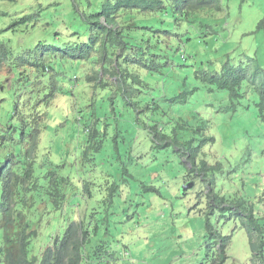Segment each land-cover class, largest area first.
I'll return each mask as SVG.
<instances>
[{
    "label": "rangeland",
    "instance_id": "obj_1",
    "mask_svg": "<svg viewBox=\"0 0 264 264\" xmlns=\"http://www.w3.org/2000/svg\"><path fill=\"white\" fill-rule=\"evenodd\" d=\"M193 1L186 0L187 7ZM208 1L215 5L197 10L180 6L149 15L134 10L125 23L120 19L119 26L124 23L122 31L133 37V43L150 45L152 58L162 67L148 78L141 73L147 86L138 100L139 115L133 107H125L112 84H108V90L90 88L95 90L94 96L88 97L95 119L76 109L74 104L82 103L78 98L73 103L61 100L52 105L50 113L55 107L62 112L59 121L63 132H43L33 158L35 174L46 182L45 195L51 198H44L47 210L41 222L31 224L38 230L31 249L39 259L56 236H63L67 224L85 213L92 225L98 226V233L91 235L84 246L81 264H214L206 255V240L211 239L205 228L206 207L211 201L207 187L196 174L184 178L191 167L185 157L203 139L206 141L197 149L196 159L220 164L213 175V190L244 197L254 205L258 223L264 226V120L257 109L258 97L247 88V81L242 84L243 96L233 100L227 89L203 79L226 73L223 63L227 60L234 68L240 61L257 56L264 66V30L256 31L264 18V0ZM58 2L61 4L53 7ZM79 3L81 10L86 7L85 0ZM7 6L4 4L0 11ZM51 7L49 25L45 28V21L39 19L37 28L27 30L21 39L26 35L34 40L47 39L59 34L64 40L74 41L95 30V16L80 17L65 0H44L39 9L41 12ZM97 11L95 8L90 14ZM85 64L72 70H82ZM93 64L99 66L96 61ZM0 99V122L8 121L16 127L8 140L0 142L1 173L18 170V160L25 155L18 158L21 132L19 117L13 115V91H0ZM113 106L121 110L124 119L99 118L110 115ZM91 124L100 136L86 144L83 127ZM154 127L176 138L178 144L154 140ZM53 178L65 196L59 209L54 208L50 195ZM188 182L193 186L183 192ZM112 185L119 188L109 204L106 187ZM150 186L158 191L150 190ZM215 209L211 222L228 236L227 257L222 264H251L246 228L239 218L228 219V214L219 217L222 213ZM218 249L213 244V253Z\"/></svg>",
    "mask_w": 264,
    "mask_h": 264
},
{
    "label": "trees",
    "instance_id": "obj_2",
    "mask_svg": "<svg viewBox=\"0 0 264 264\" xmlns=\"http://www.w3.org/2000/svg\"><path fill=\"white\" fill-rule=\"evenodd\" d=\"M77 1L71 0L75 9H77ZM85 8L78 10L80 17L87 14L90 15L91 9L95 6L94 0H85ZM97 1V0H95ZM3 2L10 3L12 11L19 12L23 19L27 16L37 17L38 7L42 0H0V8L2 9ZM102 13L97 18L95 23V32L97 37L105 40V55L104 59L98 61L100 66L98 71L92 78H96L101 88L106 89L108 84L116 86L117 93H121L125 107H133L136 115H139V97L140 93L146 90L147 82L144 80L152 72H160L162 67L157 65L155 59L152 58V48L150 45L133 43L131 37L126 31L111 30L100 22L101 17L106 16L109 23L117 25L122 19L125 23L126 18L131 16L129 13L136 10L137 12H149L152 9L161 7L165 0H100ZM28 12L26 13V6ZM23 5V6H21ZM215 5V3H214ZM208 0H195L190 3L188 9L197 10L198 8L212 7ZM81 11V12H80ZM189 13L188 11L186 12ZM0 13V21L2 20ZM52 18L51 13L47 16ZM123 23V25H124ZM123 25L121 26L124 29ZM56 30V27L52 28ZM264 30V18L258 24L256 31ZM58 37L54 34L50 40H55ZM92 36L88 40L91 41ZM1 45V43H0ZM3 49L0 48V54ZM222 66V65H221ZM130 67L134 68L138 73L130 72ZM244 68V69H243ZM227 71L221 75L204 76L203 79L207 82L215 84L220 89H227L232 99H238L243 96L242 84L247 81V87L255 92L258 97L257 109L259 116L264 120V66H262L257 56H253L246 61H241L236 67L230 68L229 61L223 63V71ZM240 70V71H239ZM143 73L144 76L141 74ZM257 73V74H256ZM102 74V76H101ZM106 75L111 76L114 81L107 82L104 78ZM128 83H130L128 87ZM140 86V87H139ZM121 91V92H120ZM181 95V94H180ZM114 105V104H113ZM130 115V114H129ZM100 119H124L120 109L116 106L111 108L110 115L107 118L99 116ZM119 129V127H116ZM153 139L160 141H168V143L178 144L176 138H170L158 127L153 128ZM199 130V129H198ZM104 138V137H100ZM210 141H214V137H209ZM101 141V140H100ZM206 139L200 141L197 149L204 144ZM22 141H20L21 143ZM192 142L189 141L188 143ZM27 162L24 166H20L18 170L7 172L6 181L8 185L3 187L1 195V206L5 218L0 222V230L2 232V246L0 247V256L4 264H81L84 259V246L89 242L91 235H97L98 226L93 221L89 220L84 213L78 220L69 222L64 230L63 236H56L50 244H48L39 259L32 253L31 242L37 234V227L32 229L34 222H41L40 218L46 205L44 198L51 199L45 195L47 188L46 182L40 180L35 174L34 168L29 162V156L32 151L36 152L34 144H28ZM196 150H190L186 155L191 163L187 174L184 178L192 177L197 174L204 185L207 187L209 194L208 205L206 208V230L207 235L211 239L206 240L207 258L214 264H222L225 260L226 239L228 236H223L218 228L211 222L210 215L214 213L215 207L222 213L219 217H224L226 214L229 218L237 217L240 219L242 226L246 228L248 244L251 250V264H264V226H260L259 219L254 214V205L242 196H226L215 192L212 188L214 183V173L220 168V164L211 165L204 159L198 158ZM127 176H132L126 168L122 170ZM6 172V171H4ZM188 178V179H190ZM54 178L51 180L50 195L53 200L54 208L59 209L62 202L65 200L63 193L56 187ZM146 186V185H145ZM142 188L145 189L146 187ZM149 189L158 191L156 188ZM119 188L117 185L106 187L108 192V203L113 202V195ZM105 193V194H106ZM43 204L44 208L39 205ZM225 212V213H224ZM32 221H30L29 220ZM262 225V224H261ZM213 244L219 246L216 253H212ZM98 249L101 247L98 246ZM218 252V253H217ZM213 255V256H212Z\"/></svg>",
    "mask_w": 264,
    "mask_h": 264
},
{
    "label": "clouds",
    "instance_id": "obj_3",
    "mask_svg": "<svg viewBox=\"0 0 264 264\" xmlns=\"http://www.w3.org/2000/svg\"><path fill=\"white\" fill-rule=\"evenodd\" d=\"M79 1L80 0L77 1V9H75L73 3H70L71 0H65L68 5H72L76 12L81 10ZM99 1L100 0H94L95 6L91 9L92 11L96 8L98 11L89 15L95 16L96 18L93 22L94 28L95 23H97V18L101 16L99 14L102 13ZM42 2H44V0H42ZM1 4L2 8L4 4L8 6L5 8V11H0V13H2V20L0 21V48L3 49V53L0 54V91L4 89L12 90L15 99L16 107L13 111V115H18L19 117L20 140L22 141L20 145L21 150L18 152V158H21L20 155L22 154L25 155L22 161L18 160L16 165L18 169L27 162V148L30 147L26 140H29L30 144H34L36 149L38 140L43 132L47 130L55 134L63 132V123L59 121L62 112L55 107L50 113L52 105L61 100L73 103L74 99L78 98L82 103H75L74 106L76 109L78 111H86L91 119L97 118L92 113L93 108L89 103L88 97L89 95L94 96L95 94V90H90L91 87L100 86L98 80L92 78L94 74H96V71H98L100 64L98 67H94L93 63L95 61L98 63V61L100 62V60L104 59L106 38L103 40L101 35L97 37L95 30L91 29L87 37L81 38L78 36L74 41L64 40L59 34H57L58 37L55 40H50V38L34 40L28 35H26L24 39H21L22 35H24L27 30L37 28L39 19H41L42 22L45 21L43 23L46 28L52 19L47 17L48 14L51 13L53 17L52 8L61 4V2L55 3L51 9H44L40 12L39 7L43 5V3H41L37 8L39 11L38 14L36 13L37 17H26L25 14L23 19L18 18L22 16L19 12L12 11L10 3L3 2ZM23 5L26 6L27 13L28 5ZM211 5H214V3H211ZM180 6L186 7L187 9L186 0H165L161 7L152 9L149 12H143L142 14L149 15L155 12L166 11L168 8L176 10L180 9ZM100 22L111 30H122V25L119 26V24L114 25L113 23H109L106 16L101 17ZM89 36H92L91 41L88 40ZM84 62L87 64H85L82 70H72V68ZM90 65V71L88 72V67ZM104 79L107 82L114 81L109 75H106ZM129 85L130 83H128V87ZM247 88L249 89V87ZM116 89L118 88L116 87ZM88 90L89 92L91 91V94H89ZM106 90H108L107 87ZM119 95H121V93H119ZM82 96H85L84 101L82 100ZM1 106L2 100L0 99V120L3 119ZM105 118H107V115ZM9 125L10 123L8 121L5 123L0 122V142L10 138L11 134L6 136V128ZM14 129H16L15 126ZM83 129L84 137L87 135L83 140L86 144L96 141L100 136L99 131L96 130L92 124L84 126ZM88 146H90V144ZM35 155L36 152L32 151V155L29 156L28 163H31L32 166ZM7 172L9 171L0 173L1 195L3 187L8 185L6 181V177L8 176ZM52 172L53 170L46 173L51 174ZM1 195L0 222L5 218L1 206ZM0 260L3 263L1 256Z\"/></svg>",
    "mask_w": 264,
    "mask_h": 264
},
{
    "label": "bare ground",
    "instance_id": "obj_4",
    "mask_svg": "<svg viewBox=\"0 0 264 264\" xmlns=\"http://www.w3.org/2000/svg\"><path fill=\"white\" fill-rule=\"evenodd\" d=\"M244 69V68H243ZM240 71V70H239ZM257 74V73H256ZM15 131L14 129V126L13 125H9L7 128H6V136H9L10 134H12L13 132ZM5 136V137H6Z\"/></svg>",
    "mask_w": 264,
    "mask_h": 264
},
{
    "label": "water",
    "instance_id": "obj_5",
    "mask_svg": "<svg viewBox=\"0 0 264 264\" xmlns=\"http://www.w3.org/2000/svg\"><path fill=\"white\" fill-rule=\"evenodd\" d=\"M192 186H193V182H188L186 185H184V186L182 187V191L184 192L186 188H188V187H192Z\"/></svg>",
    "mask_w": 264,
    "mask_h": 264
}]
</instances>
